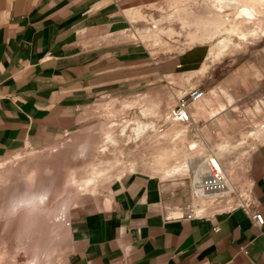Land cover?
Segmentation results:
<instances>
[{
	"label": "crops",
	"instance_id": "crops-1",
	"mask_svg": "<svg viewBox=\"0 0 264 264\" xmlns=\"http://www.w3.org/2000/svg\"><path fill=\"white\" fill-rule=\"evenodd\" d=\"M161 1L0 0V159L73 131L84 110L105 97H128L198 65L191 54L157 67L148 61L135 10L151 18L148 10ZM213 122L211 115L197 126L212 130ZM245 173L252 208L264 219V141ZM180 180L133 170L102 199L76 196L61 264H264V221L257 225L241 207L166 219L190 201Z\"/></svg>",
	"mask_w": 264,
	"mask_h": 264
},
{
	"label": "rangeland",
	"instance_id": "rangeland-1",
	"mask_svg": "<svg viewBox=\"0 0 264 264\" xmlns=\"http://www.w3.org/2000/svg\"><path fill=\"white\" fill-rule=\"evenodd\" d=\"M135 11L137 38L149 46L151 65L185 54L198 65L128 97H105L84 110L73 131L0 159V264H61L76 196L102 199L128 171L181 179L189 188L190 178L180 177L190 172L175 160L200 159L191 174L197 179L201 158L212 154L236 191L248 184L247 158L264 141V0H163L148 10L150 19ZM191 88L206 93L192 105L186 131L179 124L153 131ZM211 115L212 130L197 126ZM196 141L200 146L189 151ZM21 200L30 206L12 213L10 205Z\"/></svg>",
	"mask_w": 264,
	"mask_h": 264
},
{
	"label": "built area",
	"instance_id": "built-area-1",
	"mask_svg": "<svg viewBox=\"0 0 264 264\" xmlns=\"http://www.w3.org/2000/svg\"><path fill=\"white\" fill-rule=\"evenodd\" d=\"M153 27L154 25H150L145 32L153 29ZM205 93V90L202 88H191L183 92L177 97L175 104L167 110L164 121L157 127L152 125V130L158 134H163L171 126L179 124L182 125V130L185 132L193 120L192 113L190 112L192 105L204 99ZM197 148L196 142L188 145L189 151L197 150ZM198 160L200 159L192 156L184 158L182 162L175 160V164H177L175 166L179 167V170L190 172L189 176L183 173L182 176L186 177H180L184 179L190 178V202L178 211L167 213L166 219L211 217L241 207L251 215L257 225L263 224L264 219L262 214L252 208L251 186L246 185L243 191H236L234 187L230 188L225 182L227 179L226 174L212 154L201 158L205 166L203 172L199 174L197 179H194L191 177V174L194 175L192 168H194ZM234 196L237 197L236 201L234 200Z\"/></svg>",
	"mask_w": 264,
	"mask_h": 264
},
{
	"label": "clouds",
	"instance_id": "clouds-1",
	"mask_svg": "<svg viewBox=\"0 0 264 264\" xmlns=\"http://www.w3.org/2000/svg\"><path fill=\"white\" fill-rule=\"evenodd\" d=\"M30 204L29 202H26V201H19V202H14L10 205V211L12 213H16L18 212L21 208H26V207H29Z\"/></svg>",
	"mask_w": 264,
	"mask_h": 264
},
{
	"label": "bare ground",
	"instance_id": "bare-ground-1",
	"mask_svg": "<svg viewBox=\"0 0 264 264\" xmlns=\"http://www.w3.org/2000/svg\"><path fill=\"white\" fill-rule=\"evenodd\" d=\"M148 125V124H147ZM226 184L230 187V188H232L233 187V184L231 183V181L229 180V179H226ZM66 213V212H65ZM64 213V214H65Z\"/></svg>",
	"mask_w": 264,
	"mask_h": 264
}]
</instances>
